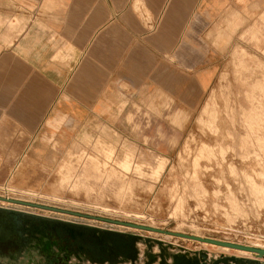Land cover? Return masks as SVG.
Returning a JSON list of instances; mask_svg holds the SVG:
<instances>
[{"label":"rangeland","instance_id":"1","mask_svg":"<svg viewBox=\"0 0 264 264\" xmlns=\"http://www.w3.org/2000/svg\"><path fill=\"white\" fill-rule=\"evenodd\" d=\"M213 71L192 107L142 90L117 114L107 109L111 123H76L72 136L59 139L53 160L43 155L35 164L42 168L0 183V209L39 215L44 232L52 233L44 256L58 254L71 264H174L177 257L181 264L264 263L255 252L97 218L264 248V13L219 43ZM114 101L112 94L108 102ZM60 245L69 247L67 254ZM39 258L28 243L20 259L6 261Z\"/></svg>","mask_w":264,"mask_h":264},{"label":"crops","instance_id":"2","mask_svg":"<svg viewBox=\"0 0 264 264\" xmlns=\"http://www.w3.org/2000/svg\"><path fill=\"white\" fill-rule=\"evenodd\" d=\"M263 13L264 0H0V183L139 91L192 107L219 43Z\"/></svg>","mask_w":264,"mask_h":264},{"label":"flooded vegetation","instance_id":"3","mask_svg":"<svg viewBox=\"0 0 264 264\" xmlns=\"http://www.w3.org/2000/svg\"><path fill=\"white\" fill-rule=\"evenodd\" d=\"M3 207H5V209H10L6 206ZM15 211L14 209L11 211L0 209V264H8V261H6L8 258L20 259L28 243L32 244L40 254V258L34 264H71L67 260L65 262L61 261L58 254L44 256V254L46 255L48 253L46 248L43 247L44 241H48L52 233L48 234L44 232V225H42L43 219L40 218L39 215H25L22 213L27 211ZM33 238L37 240L36 244L30 242ZM53 243L52 241V246ZM59 247L67 254L69 250L68 246L63 248L60 245ZM72 258L73 260L77 259L75 256H72ZM43 259H45V261H42ZM181 260V258L177 257L174 264H181ZM185 264L208 263L195 260L188 261Z\"/></svg>","mask_w":264,"mask_h":264},{"label":"water","instance_id":"4","mask_svg":"<svg viewBox=\"0 0 264 264\" xmlns=\"http://www.w3.org/2000/svg\"><path fill=\"white\" fill-rule=\"evenodd\" d=\"M0 199H2V197H0ZM6 200H8L10 202H17V203H22V204L24 203V204L29 205V206H34V207H39V208H44V209H52V210H56V211H62V212H66V213H70V214H74V215H78V216H85V217L86 216L87 217L92 216L89 214H82L80 212L61 209L58 207H51V206L43 205V204H39V203H31V202H27V201L12 199V198H6ZM97 218L104 220V221H109V222L116 223V224H123L126 226H130V227H134V228H138V229H142V230L171 234L174 236L184 237L187 239L197 240L200 242H207V243L214 244V245L228 246L230 248L254 251V252H257L260 257L264 258V249L263 248H258V247H253V246L243 245V244H238V243H232V242L218 240V239H214V238H210V237H202V236L193 235V234H186V233L177 232V231H170V230L161 229V228L150 226V225L133 223L130 221H122V220L110 219V218L99 217V216ZM255 262L258 264H264V263H260L259 261H255Z\"/></svg>","mask_w":264,"mask_h":264},{"label":"bare ground","instance_id":"5","mask_svg":"<svg viewBox=\"0 0 264 264\" xmlns=\"http://www.w3.org/2000/svg\"><path fill=\"white\" fill-rule=\"evenodd\" d=\"M178 151V150H177ZM228 167V166H227ZM253 167V166H252ZM262 168V167H261ZM220 170V169H219ZM255 177V176H254ZM263 177V176H262ZM26 191V190H25ZM23 192V191H22ZM30 194H34V192L33 193H31L30 192ZM259 194V193H258ZM0 197H5V196H0ZM7 197V196H6ZM10 198H12V197H10ZM34 198V197H33ZM13 199V198H12ZM17 200H20V199H18L17 198ZM21 201H25V200H23V199H21ZM27 202H30V201H27ZM14 203H17V202H14ZM31 203H34V202H31ZM18 204H22V203H18ZM23 205H26V204H24L23 203ZM47 205V204H46ZM26 206H29V205H26ZM49 206V205H48ZM31 207H34V206H31ZM51 207H55V206H51ZM39 208V207H38ZM42 209H44V208H42ZM62 209V208H61ZM50 210H52V209H50ZM60 212H62V211H60ZM160 233V232H159ZM169 235H171V234H169ZM174 236V235H173ZM223 241H225V240H223ZM200 242V241H199ZM228 242H230V241H228ZM207 243V242H206ZM232 243H235V242H232ZM238 244H241V243H238ZM243 245H245V244H243ZM218 246H221V245H218ZM249 246H252V245H249ZM223 247H228V246H223ZM253 247H257V246H253ZM228 248H230V247H228ZM258 248H263V247H258ZM233 249H236V248H233ZM264 249V248H263ZM240 250H243V249H240ZM246 251H249V250H246ZM250 252H254V251H250ZM255 253H257V252H255ZM258 254V253H257ZM259 256V255H258ZM259 258H263V257H260L259 256ZM256 259H258V258H256Z\"/></svg>","mask_w":264,"mask_h":264}]
</instances>
